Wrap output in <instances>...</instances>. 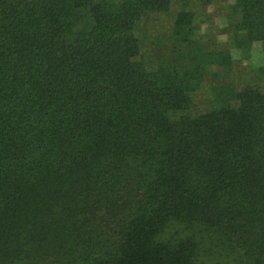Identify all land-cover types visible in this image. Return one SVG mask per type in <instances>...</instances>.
Masks as SVG:
<instances>
[{
	"label": "trees",
	"instance_id": "obj_1",
	"mask_svg": "<svg viewBox=\"0 0 264 264\" xmlns=\"http://www.w3.org/2000/svg\"><path fill=\"white\" fill-rule=\"evenodd\" d=\"M229 1L0 0V264H264V0Z\"/></svg>",
	"mask_w": 264,
	"mask_h": 264
},
{
	"label": "rangeland",
	"instance_id": "obj_2",
	"mask_svg": "<svg viewBox=\"0 0 264 264\" xmlns=\"http://www.w3.org/2000/svg\"><path fill=\"white\" fill-rule=\"evenodd\" d=\"M230 3L232 0L229 1ZM215 7L211 5L208 10H206V16L200 24V39L205 43V45L211 49L227 48L228 38L224 34L223 29L225 27V19L222 17H215L214 13ZM179 11L178 5L174 7L171 13L164 16H158L155 18L154 22H151L149 28L148 37L150 41V52L148 55L150 61L153 64H157L159 59H164L165 55L169 53L166 46V41L170 38L172 31V26L176 13ZM234 55L237 53L235 51ZM258 66H264V48L261 44H256L253 48V58L242 65H238L235 71V77H240L243 73L253 71L254 68ZM212 84V83H211ZM206 89L200 91L195 95V111H203L206 109V104L208 103V96L205 91Z\"/></svg>",
	"mask_w": 264,
	"mask_h": 264
}]
</instances>
